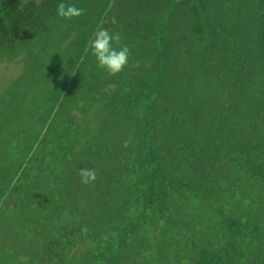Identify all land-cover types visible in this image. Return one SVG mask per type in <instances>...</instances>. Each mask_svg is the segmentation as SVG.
Here are the masks:
<instances>
[{
    "label": "trees",
    "instance_id": "trees-1",
    "mask_svg": "<svg viewBox=\"0 0 264 264\" xmlns=\"http://www.w3.org/2000/svg\"><path fill=\"white\" fill-rule=\"evenodd\" d=\"M176 1L172 0L173 10L154 29L159 50L156 60L159 81L155 84L150 81L141 90H135L140 95H132L129 102L120 104L133 109L130 117L135 120L136 128L131 133V141L116 144L110 151L102 150L95 161L102 166L109 159L111 163L102 179L112 175L117 181L113 183L114 190L117 184L126 186L140 197L139 202L124 196L125 207L121 213L111 209L106 214L103 209L98 210L99 204L95 224L87 220L79 221L76 228L69 226L70 221L56 225L61 219L51 211L49 192L64 175L55 173L58 153L46 152L45 158L41 156L45 165H38L32 172L36 180L31 176L28 180L1 184L2 192L7 187L10 191L24 186L45 192L29 207L39 202L38 212L44 211L39 215L42 219L37 220L46 224V233L40 232L44 225H38L41 229L35 230L33 224L31 240L34 246L39 243L38 246L45 247L36 251L45 252L27 250L19 258L20 264H264V0H250V9L256 17L252 26L255 30L249 28L245 33L255 38V43L243 45L244 56L237 61L242 62L241 71L229 76V85L235 82L241 88L236 92L230 89L227 106L216 104L219 93L211 88L220 79V58L211 66L208 61L200 66L205 55L216 53L212 44L196 47L192 58H185L182 53L178 61H170L172 56L167 44L172 36L166 24L176 11ZM60 2L0 0V50L17 53L21 45L27 53L32 50L29 53L32 57L45 55L55 43L54 36L46 37V34L62 20L56 14ZM194 9L199 12L195 3ZM240 15L247 19L246 14L239 12ZM153 24L156 25V20ZM205 25L199 23L202 31ZM58 60L51 63L49 58H44V65L38 68L36 61H31L32 66L26 63L25 72L16 79L28 77L25 74L29 66L36 70L31 76L40 75L39 69H44L46 74H59L61 82L56 83H61V90L63 79L68 77L66 64L70 60L60 63ZM184 64H190L195 70L197 66L200 77L197 88L186 92L182 86L176 89L172 83V79L179 82ZM211 68L216 69L215 73ZM164 84L171 90L176 89L172 91L174 103L166 89L161 91ZM54 103V100H43L36 109L43 112ZM36 131L21 127L17 146L25 148L24 151L27 146H33L29 138ZM62 153L63 162L71 161L70 151ZM13 154L22 155L21 162L26 160L25 163L35 158L32 151L19 154L15 149ZM41 185L51 187L42 189ZM27 189L22 188L24 192ZM57 197L54 198L58 200ZM82 219H91L90 211Z\"/></svg>",
    "mask_w": 264,
    "mask_h": 264
},
{
    "label": "rangeland",
    "instance_id": "rangeland-1",
    "mask_svg": "<svg viewBox=\"0 0 264 264\" xmlns=\"http://www.w3.org/2000/svg\"><path fill=\"white\" fill-rule=\"evenodd\" d=\"M198 1L177 0L176 11L167 20L166 27H169L172 36L167 44L172 56L170 61H178L182 53L185 58H192L196 47L212 44L216 53L205 55V60L200 66H204L207 61L211 66L216 58H220L222 61L220 72L219 75L216 73L220 79L218 78L217 85L211 88L219 93V102L216 104L227 106L226 103L232 93L230 89L236 92L241 88L235 82L229 85V76L241 71L242 62L237 61L239 57L244 56L245 44L255 43V38L249 37L245 32L249 28L255 30L252 26L256 17L250 9V0H200L201 4ZM62 2L83 8L84 14L72 20L62 19L58 26L48 30L46 37L54 36L52 39L55 43L45 55L32 57V54H29L32 50L27 53V49L21 45L17 47V53L7 49L0 50V264H20V259L27 250L45 248L38 246L39 243L34 246V241L31 240L34 235L31 231L34 233L35 229L32 228L33 224L36 226L35 230L41 229L38 225H44L43 231L40 232L42 235L46 233V224L37 220L42 219L39 215H43L44 211L38 212L39 202L29 208L36 198L38 201L42 197L44 191H38V188L27 189L28 187L24 186L10 191L7 187L5 192H2L1 184L17 182L20 179L28 180L31 176H33L31 179L36 180L32 172L38 165L44 163L45 160L41 156L45 158L47 153H58L55 157L58 160L55 173L59 176L62 173L64 175L63 178L57 177V184L52 187L41 185L42 189L51 187L49 192L52 200L51 211L53 210V214L61 219L55 222L56 225L70 221L69 226L76 228L79 221L87 220L95 224L98 221L94 218L99 204L101 207H98V210L101 208L106 214L111 209L121 213L125 207V200L122 199L126 197L128 200L138 202L140 199L126 186L117 184L114 190L113 183L117 181L113 180L112 175H106V180L102 179L101 175L111 163L109 159L102 166L95 161L102 150L110 151L116 144L131 141L133 136L131 133H134L136 128L135 120L130 117L132 107L120 104L129 102L132 95H140L134 93L135 90H141L150 81L151 84L159 81L160 72L157 67L159 50L154 38V29L157 30L159 24L163 23L173 10L172 0H62ZM194 3L198 6V13L194 9ZM239 12L246 14L247 19L238 16ZM155 20L156 25L153 24ZM199 23L207 24L203 31ZM100 28L120 34V45L114 44V47L126 45L130 49L128 65L115 76H109L107 72L97 67V61L89 49V42ZM55 45H58L56 49ZM54 56L53 60L59 59L58 63L68 58L70 60V64H66L69 70L68 77L66 80L63 79L64 86L61 90V83H56L60 81L59 74H51L52 72L46 74L44 69H39L40 75L31 76L32 72H36L31 68V61H36L34 64L38 68L44 65V58H49L53 63ZM29 62L31 66L25 74L29 76L22 80L16 79L25 72V65ZM182 67L179 82L172 79L173 86L176 89L182 86L183 92L195 89L200 78L199 68L196 66L195 70L190 64H184ZM215 70L211 68V72L215 73ZM167 84H164L165 87L161 91L166 89L171 102L174 103L172 91L176 89L171 90ZM47 99L54 100V105L43 112L37 111L36 106ZM21 127H29L31 131L38 129L30 138L28 137L29 142L33 141L34 145L27 146L26 151L28 153L32 151L35 158H31L27 163L26 160L21 162L22 155L13 156L15 149L19 154L26 153L25 148L17 146V140L21 139V135H18ZM62 151H70L73 154L71 161H62L64 157H60ZM12 157L16 159L9 162ZM82 168L94 169L97 179L88 185L82 184L78 174ZM37 180L39 181L38 178ZM120 180L121 178H118V182L121 183ZM122 182L123 185L126 184L125 181ZM28 184L29 182L26 186ZM22 188L27 190L24 192ZM57 195L58 200L54 198ZM89 211L91 219H82ZM79 215L81 219H77ZM28 238L32 242L26 241ZM36 252L44 254L45 251Z\"/></svg>",
    "mask_w": 264,
    "mask_h": 264
},
{
    "label": "clouds",
    "instance_id": "clouds-1",
    "mask_svg": "<svg viewBox=\"0 0 264 264\" xmlns=\"http://www.w3.org/2000/svg\"><path fill=\"white\" fill-rule=\"evenodd\" d=\"M56 14L59 18L72 20L82 16L84 9L60 2L57 4ZM120 40L119 33H110L107 29L100 28L89 42V49L97 61V67L103 69L109 76L121 73L129 62L130 49L126 45L114 47V44L120 45ZM78 174L80 182L84 185L93 183L97 179L94 169L82 168Z\"/></svg>",
    "mask_w": 264,
    "mask_h": 264
}]
</instances>
